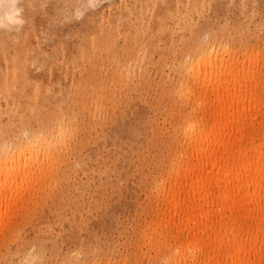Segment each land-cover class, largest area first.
<instances>
[{
  "label": "rangeland",
  "instance_id": "rangeland-1",
  "mask_svg": "<svg viewBox=\"0 0 264 264\" xmlns=\"http://www.w3.org/2000/svg\"><path fill=\"white\" fill-rule=\"evenodd\" d=\"M29 1L21 0L24 20L20 27L0 28V147L12 135L16 137L10 140L25 137L26 130L42 127L46 122L52 127L61 120L66 123L70 116L76 121H70V128L67 126L72 135L64 138L67 153L62 147L58 172L56 167L37 176L23 199L15 201L12 197L1 202L0 264H118L116 260L120 264H158L143 233L144 225L157 210L154 181L177 145L174 131L180 123L178 113L183 108L188 111L179 106L170 90L176 79L177 59L181 51L210 39L224 40L234 50L247 46L253 47L254 52H264V0H96V5H89L86 0ZM124 66L135 71L142 68L141 74L130 71L128 80L121 72V77L118 72L125 70ZM12 73L18 76L12 77ZM99 78H104L103 82ZM94 82L96 90L90 88ZM54 100L59 103L57 109ZM59 111L65 113L60 115ZM82 125L85 130L80 129ZM4 227L10 231L6 228L2 234Z\"/></svg>",
  "mask_w": 264,
  "mask_h": 264
},
{
  "label": "bare ground",
  "instance_id": "bare-ground-1",
  "mask_svg": "<svg viewBox=\"0 0 264 264\" xmlns=\"http://www.w3.org/2000/svg\"><path fill=\"white\" fill-rule=\"evenodd\" d=\"M34 1H36V0H34ZM86 1H87V3H89V5L90 4L96 5L95 4L96 0H86ZM98 1H101V0H98ZM66 2L68 3V0ZM84 2H85V0H84ZM32 3H33V1H32ZM113 3H115V2H113ZM65 5H68V4H65ZM85 5L87 6V4H85ZM46 6H47V4H46ZM17 7L21 10L18 18L23 21L24 20L23 19V13H22L23 5L21 4V0H19ZM35 7H34V9H35ZM113 7H115V5H113ZM67 8H69V6ZM185 9L186 8H184V11H185ZM80 10H82V8ZM80 10H77L78 11L77 13H79ZM116 10H118V9H116ZM123 11H124V9H123ZM81 12H80V14H81ZM164 12H165V10H164ZM67 13H68V11H67ZM71 15H72V12H71ZM111 15H112V13H111ZM34 17L35 16H33L31 18L34 19ZM75 17H77L76 14H75L74 18ZM57 18H58V16H57ZM65 18H67V17H65ZM141 20H143V19L141 18ZM89 21H91V20L89 19ZM56 22H58V21H56ZM69 25H71V24H69ZM17 26L20 27V24L14 25L11 27H6V28H12V27H17ZM19 29H21V28H19ZM19 29H18L17 33H20ZM27 31H29V30H27ZM74 32H76V31H74ZM106 32H107V30H106ZM26 34H27V32H26ZM104 34H105V32H104ZM3 35H4V33H3ZM167 35H169V34H167ZM22 38H23V36H22ZM7 39H8V37H7ZM72 39H73V37H72ZM8 40L11 41L10 38ZM70 40H68V41H70ZM77 40L79 41V39H77ZM19 41L21 42V40H19ZM91 42H92V40H91ZM141 43H144V42H141ZM229 43H230V41H229ZM228 45H230V44H228L227 42H224V40L210 39V40H206L205 42L198 41L194 44V46L192 48H186L184 51H181L179 58L177 59L176 79L173 82L172 88L170 90H171V93L175 95L176 101L178 100L177 102L179 103V106L187 107L188 111L184 112V108H183L180 111L181 113H178L181 115L180 119H179L180 123L176 126V129H175L176 131H174L177 135V136L175 135L176 136L175 137V139H176L175 143L177 145L175 144L176 145L175 149H173L172 152L169 154L170 157L168 159V163L166 164L165 168L163 169V172L162 173L160 172L161 173V174H159L160 177H158V178L156 177L157 179L155 181L153 180L155 182L156 194L154 196L155 197L154 200L156 203L157 210H156V212L153 213V216H151V218L148 220V223L146 224V226L144 225V228L146 227V230H145L146 232L143 231L144 232L143 237H145V239H144L145 244L147 246H149V248L148 247L147 248L151 249V250H153V252H155L156 259L159 261L160 264H264V52L263 51L254 52L253 47L249 48L247 46L245 47L244 45H243L245 47V48L243 47L244 49L241 48L238 50H234V49H231V47H229ZM238 47L239 46H237V48ZM258 47H257V49H260V47L259 48ZM1 48L2 47L0 46V51H2ZM5 48H6V46H5ZM111 48H113V47H111ZM119 48H121V47H119ZM234 48H236V47H234ZM33 50H35L34 47H33ZM154 50H155V48H154ZM142 51L144 53L146 52L144 50H142ZM5 52H6V50H5ZM30 52H31V50H30ZM30 52H29V54H30ZM143 52H142V57H144ZM39 53H40V51H39ZM107 53H108V51H107ZM37 55L39 56V54H37ZM97 56L98 55H96V57ZM131 56L133 58V55H131ZM148 56H150V55H148ZM80 57H82V56H80ZM118 57H119V55H118ZM24 58H26V57H24ZM103 58H106V57H103ZM145 58H146V56H145ZM55 59H53V60H55ZM24 60H22V61H24ZM88 60H89V58H88ZM43 61L44 60H42V62ZM114 61H116V60H114ZM131 61H132V59H131ZM24 62L26 63V61H24ZM78 62H77V65H78ZM81 62H82V60H81ZM137 62L138 63L141 62V59H140V61H137ZM137 62H135V63H137ZM142 62H143V60H142ZM20 63H21V60H20ZM54 63L55 62H53V64ZM121 63H123V62H121ZM121 63H120V65H121ZM65 64H67V63H65ZM99 64H98V66H99ZM72 65H73V63H72ZM79 65H81V64H79ZM83 65H84V62H83ZM92 65H94V64H92ZM114 65H115V63H114ZM168 66H169V64H168ZM18 67H20V66H18ZM79 68H80V66H79ZM124 68H125V66H124ZM22 69H24V68H22ZM93 69H95V67ZM93 69L90 71L93 72L94 71ZM137 69L138 70L135 71V68H132V67L130 68V66H128L125 68V70L124 69L119 70L118 73L120 76V74L122 72L123 76L127 75V78H128L129 72L131 71V73H133V74L136 72L137 76H138L139 75L138 73L141 74L142 68H137ZM54 71H55V69H54ZM112 72H114V70ZM80 73H83V72H80ZM86 74H84V75H86ZM92 74H94V72ZM11 75H13L12 77L18 76L17 73H12ZM142 75H143V73H142ZM110 76H112V75H110ZM119 76H117V77H119ZM4 77H6V75ZM12 77H11V79H12ZM87 77L89 78V76H87ZM87 77H85L84 80ZM121 77H122V74H121ZM131 77H132V75H131ZM88 78L86 79V81H88ZM93 78H92V80H93ZM5 79H4V81H5ZM111 79H112V77H111ZM84 80L83 81L81 80V81L84 82ZM100 80H102L101 82H103L104 78L100 79ZM128 80H129V78H128ZM106 81H107V79H106ZM15 82H17V80ZM52 82H54V81H52ZM111 82H113V81H111ZM114 82H115V80H114ZM35 83L37 84V82H35ZM88 83H90V82L88 81ZM95 83L96 82H94V84ZM96 84L93 87L91 85H90L91 87L89 85L88 86L90 88H92V90H93V88L96 87ZM131 84H133V83H131ZM12 85L13 84H10V86H12ZM21 85H24V84L22 83ZM4 86H6V85L4 84ZM68 86L70 89L71 85H68ZM85 86L86 85H84V87ZM97 87H96V89H97ZM105 87H103V88L106 90ZM77 89H78V87H77ZM96 89L94 88V90H96ZM80 90L81 89L79 88V91ZM82 90L86 91V88L82 89ZM100 90L105 93V90L103 91L102 88ZM119 90L120 89H118V91ZM129 90H131V89H129ZM75 92L77 94L78 91H76V89H75ZM87 92H89V91H87ZM92 92L89 94L90 95L93 94ZM116 92L117 91H115V93ZM18 93L20 94V91H18ZM67 93L69 94V92H67ZM117 93H119V92H117ZM72 94H74V93H72ZM81 94L83 96V92L82 93L80 92V95ZM95 94H97V96L99 95L98 92ZM86 96H87V94H86ZM86 96H84V97L86 98ZM97 96H96V98H97ZM99 97H101V95L98 96V98ZM114 97H115V94H114ZM71 98H72V95H71ZM85 98H83V100ZM110 99H112V98H110ZM120 100H121V98H120ZM91 101H92V97H91ZM93 101H94V99H93ZM96 101H97V99H96ZM12 102H13V100H12ZM54 102L56 103L55 100H54ZM54 102H52V103L55 104ZM58 102H60L59 99H58ZM58 102L56 103V109L58 107L57 104L59 105ZM84 103H86V100ZM93 103H95V102H93ZM97 104H98V102H97ZM97 104H95V106ZM99 104L103 105L100 102H99ZM114 104H115V101H114ZM10 106H12V105H10ZM81 106L84 107L82 104H81ZM95 106H94V108H95ZM173 106H174V104H173ZM86 107H87V105H86ZM88 107H89V105H88ZM174 107H172V108H174ZM29 108H30V106H29ZM101 108H103V107H101ZM86 109H88V108H86ZM68 110H70V108ZM172 110H170V111H172ZM62 111H64V110H62ZM62 111H59L60 115L65 113V112H63L61 114ZM36 112H37V110H36ZM86 112H87V110H86ZM66 113H68V112H66ZM82 113H83V111H82ZM170 113L172 114V112H170ZM80 115H81V113H80ZM36 116H37V114H36ZM98 116H99V113H98ZM32 117L33 116H31L30 118H32ZM64 117H67V115L66 116L64 115ZM72 117H75V116H72ZM69 118L67 119L69 121H67L66 123H62L63 120H61L57 124L56 123L54 125L51 124V125H53L52 127H48L49 125L46 122V124L44 123V126H42V127L33 128V130H26L25 137H17L14 140L12 139L13 140L12 141V140H10V138L13 137V135H12L11 137H9V142H8V140L3 141V143L0 147V205H1V202L3 200H9L12 197L15 201L17 199H23L25 196V193H27V191L28 192L30 191L31 187L33 186V183L35 182V180L37 178V176H41L47 172L53 171L54 169H56V167H57V172H58V168L60 169V167H58V164L60 162V159H62V157L60 158V152L66 151V153H67V150H66L65 146L63 147V145H64V138H66L67 134L69 136V133L71 131V129H68V127H69L68 124H70V126H71L70 121H73V120L69 119ZM175 118H176V116H175ZM43 119H44V117H43ZM60 119H63V118H60ZM176 119L178 120V118H176ZM19 121H20V119H19ZM74 121H76V120H74ZM83 121L84 120H82V122ZM85 122L87 123V121H85ZM94 122H96V121H94ZM176 123H177V121H176ZM73 125L74 124H72V126ZM76 126L77 125L75 124V127ZM34 127H36V126H34ZM71 128H73V127H71ZM74 128H73V130H74ZM25 129H23V130H25ZM80 129L85 130L83 125H82V128H80ZM11 130H12V128H11ZM76 130L78 131L79 128ZM170 130H172V129H170ZM77 131H74V132H77ZM20 132L21 131H19V133ZM80 132H82V130ZM15 133H17V132H15ZM70 134L72 135V133H70ZM21 135H22V133H21ZM14 137H16V136H14ZM7 139H8V137H7ZM171 141H173V140H171ZM172 143H174V142H172ZM62 147L65 149H63ZM67 148H68V146H67ZM66 153H65V156H66ZM65 156H64V158L67 157V156L66 157ZM68 157H70V156H68ZM63 163H64V161H63ZM66 164L69 165V163H67V162H66ZM66 164H64V165H66ZM69 166H67V168ZM62 168H64V166ZM59 171H61V170H59ZM61 173H62V171H61ZM63 173H64V171H63ZM28 184H30V185H28ZM28 194L30 196L31 192ZM6 228L4 229L3 233L1 232L2 234H4ZM7 230L10 231V228L8 227ZM143 237L141 236V238H143ZM139 240H140V238H139ZM143 243H142V245H143ZM78 254H79V252H78ZM138 254H139V252H138ZM30 255H31V253L29 254V256ZM155 255H154V257H155ZM127 256H125V258ZM36 257L37 256H35V259H36ZM39 257H40V255H39ZM144 257H142V258H144ZM32 258H33V256H32ZM126 260H124L123 262H125ZM139 260H141V257ZM34 261H36V260H34ZM121 261H122V259H121ZM110 262H111V260H110ZM114 262H117L118 264H120L118 260H116ZM153 262H155V261H153ZM103 263H104V261H103ZM25 264H26V262H25ZM29 264H30V262H29ZM88 264H89V262H88ZM106 264H108V263H106ZM123 264H125V263H123ZM149 264H150V262H149ZM152 264H154V263H152Z\"/></svg>",
  "mask_w": 264,
  "mask_h": 264
},
{
  "label": "clouds",
  "instance_id": "clouds-1",
  "mask_svg": "<svg viewBox=\"0 0 264 264\" xmlns=\"http://www.w3.org/2000/svg\"><path fill=\"white\" fill-rule=\"evenodd\" d=\"M19 0H0V28L11 27L23 23L20 20Z\"/></svg>",
  "mask_w": 264,
  "mask_h": 264
}]
</instances>
